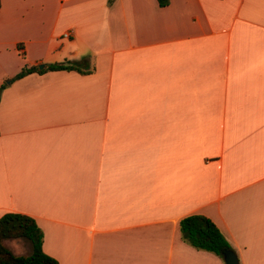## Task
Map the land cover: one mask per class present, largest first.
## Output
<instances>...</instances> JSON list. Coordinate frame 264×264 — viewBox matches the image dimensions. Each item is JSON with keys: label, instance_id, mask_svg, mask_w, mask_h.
Returning <instances> with one entry per match:
<instances>
[{"label": "crops", "instance_id": "obj_1", "mask_svg": "<svg viewBox=\"0 0 264 264\" xmlns=\"http://www.w3.org/2000/svg\"><path fill=\"white\" fill-rule=\"evenodd\" d=\"M1 1L0 85L89 71L1 92L0 217L59 264H226L182 238L203 214L264 264V0Z\"/></svg>", "mask_w": 264, "mask_h": 264}, {"label": "trees", "instance_id": "obj_2", "mask_svg": "<svg viewBox=\"0 0 264 264\" xmlns=\"http://www.w3.org/2000/svg\"><path fill=\"white\" fill-rule=\"evenodd\" d=\"M160 6L165 7L170 0H158ZM2 1L0 0V8ZM18 47L21 49L22 45ZM42 65V66H41ZM67 70L86 73L89 70L79 62L64 61L24 67L14 77L6 79L0 85L1 92L13 81L30 73H45L48 71ZM180 230L182 238L193 247L213 252L224 259L227 250H233L230 242L217 224L203 214H191L181 219ZM26 238L32 243V253L29 255L15 254L8 248L6 239ZM44 232L37 221L23 213L8 212L0 217V264H59L58 260L48 255L43 249Z\"/></svg>", "mask_w": 264, "mask_h": 264}, {"label": "water", "instance_id": "obj_3", "mask_svg": "<svg viewBox=\"0 0 264 264\" xmlns=\"http://www.w3.org/2000/svg\"><path fill=\"white\" fill-rule=\"evenodd\" d=\"M224 260L226 264H240L237 254L232 250L225 251Z\"/></svg>", "mask_w": 264, "mask_h": 264}, {"label": "built area", "instance_id": "obj_4", "mask_svg": "<svg viewBox=\"0 0 264 264\" xmlns=\"http://www.w3.org/2000/svg\"><path fill=\"white\" fill-rule=\"evenodd\" d=\"M71 34H72V32H69V31H68V32H65V33H64V37H70Z\"/></svg>", "mask_w": 264, "mask_h": 264}]
</instances>
